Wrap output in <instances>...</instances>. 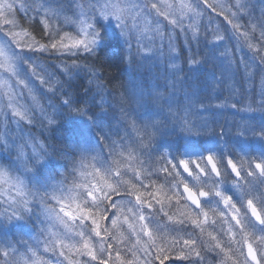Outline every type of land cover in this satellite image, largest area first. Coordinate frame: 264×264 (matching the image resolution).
<instances>
[{
  "label": "snow or ice",
  "instance_id": "obj_1",
  "mask_svg": "<svg viewBox=\"0 0 264 264\" xmlns=\"http://www.w3.org/2000/svg\"><path fill=\"white\" fill-rule=\"evenodd\" d=\"M0 264H264V0H0Z\"/></svg>",
  "mask_w": 264,
  "mask_h": 264
}]
</instances>
